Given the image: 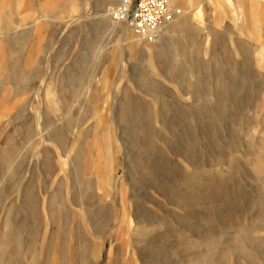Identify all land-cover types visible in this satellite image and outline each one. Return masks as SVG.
Returning <instances> with one entry per match:
<instances>
[{"label": "rangeland", "instance_id": "1", "mask_svg": "<svg viewBox=\"0 0 264 264\" xmlns=\"http://www.w3.org/2000/svg\"><path fill=\"white\" fill-rule=\"evenodd\" d=\"M0 0V264H264V0Z\"/></svg>", "mask_w": 264, "mask_h": 264}, {"label": "built area", "instance_id": "2", "mask_svg": "<svg viewBox=\"0 0 264 264\" xmlns=\"http://www.w3.org/2000/svg\"><path fill=\"white\" fill-rule=\"evenodd\" d=\"M181 13L168 0H118L109 10L112 20L125 23L148 43L156 42Z\"/></svg>", "mask_w": 264, "mask_h": 264}, {"label": "bare ground", "instance_id": "3", "mask_svg": "<svg viewBox=\"0 0 264 264\" xmlns=\"http://www.w3.org/2000/svg\"><path fill=\"white\" fill-rule=\"evenodd\" d=\"M171 27V24L169 26H167L163 31H162V34L160 35L159 39L158 40H161V38L163 37L164 35V32L166 30H168V28ZM129 40H131L133 42V44H138L140 43L141 41H144V42H147L145 40H143L142 38H140L139 36H137L136 34H131L130 37H129ZM148 43V42H147Z\"/></svg>", "mask_w": 264, "mask_h": 264}, {"label": "crops", "instance_id": "4", "mask_svg": "<svg viewBox=\"0 0 264 264\" xmlns=\"http://www.w3.org/2000/svg\"><path fill=\"white\" fill-rule=\"evenodd\" d=\"M172 26H173V25H171V27L168 28V30H166V31L164 32V35H163V37L161 38V40H163V39L167 36V34L170 32V29L172 28Z\"/></svg>", "mask_w": 264, "mask_h": 264}]
</instances>
